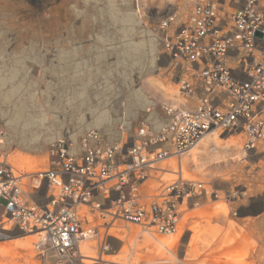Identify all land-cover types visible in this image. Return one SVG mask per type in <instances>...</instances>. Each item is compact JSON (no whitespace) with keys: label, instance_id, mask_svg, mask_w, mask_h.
Masks as SVG:
<instances>
[{"label":"rangeland","instance_id":"374dc122","mask_svg":"<svg viewBox=\"0 0 264 264\" xmlns=\"http://www.w3.org/2000/svg\"><path fill=\"white\" fill-rule=\"evenodd\" d=\"M192 9V0H0L3 156L22 172L42 171L59 138L79 142L93 129L112 144L146 121L159 129L165 105H195L198 96L180 89L185 73L170 64L162 43ZM237 134L220 130L218 145L184 165V176L204 181L208 193L182 206V216L188 215L171 251L153 238L134 241L132 223L97 213L85 227L107 228L90 241L94 258L85 257L84 264H234L237 258L264 264V141L245 150L244 136ZM179 159L173 160L176 168ZM158 184L149 179L143 186ZM23 236L0 243V264H52L37 255L36 236L31 248H15L29 241Z\"/></svg>","mask_w":264,"mask_h":264},{"label":"built area","instance_id":"2783aa9c","mask_svg":"<svg viewBox=\"0 0 264 264\" xmlns=\"http://www.w3.org/2000/svg\"><path fill=\"white\" fill-rule=\"evenodd\" d=\"M192 2L189 19L162 43L170 64L185 73L180 89L188 97L197 95L198 102L165 105L167 118L159 129L146 121L112 144H104L93 129L79 142L59 138L50 146L47 168L39 172L18 174L0 152V241L18 231H41L35 245L41 258L79 261L86 229L77 212L84 206L103 210L113 222L145 221L172 232L179 203L202 187L178 181L158 197L140 191L148 178L165 186L156 163L188 151L211 130L246 132L245 148L257 147L264 136V0Z\"/></svg>","mask_w":264,"mask_h":264},{"label":"bare ground","instance_id":"6f19581e","mask_svg":"<svg viewBox=\"0 0 264 264\" xmlns=\"http://www.w3.org/2000/svg\"><path fill=\"white\" fill-rule=\"evenodd\" d=\"M219 131L220 130H211L209 132H207L195 145H193L188 151L184 152V153H171V155H169L167 158H164L160 161H158V163H156V166L161 169L160 172H161V175H163L162 178H160L161 182L165 183V186L161 187L162 184L160 182H158V179L159 178H148L147 180H154L155 183H159L157 187H155V185L152 186V190H148V189H145L144 188V184H142V187L140 188V191L144 192H150L149 195L151 196H159L158 192L161 193L165 187V189L167 188V186L171 185V184H174V183H177L178 181L182 182V183H186V181H191L193 184L195 183L196 185V188L197 187H202L200 188L199 190H201L199 193H201L202 191H208V188L207 186L205 187L206 183L204 181H201L199 179H196V178H188V177H185L184 176V165L186 164V162H188L189 160H195L197 158V160L199 159V154L201 151H206L208 149L209 146L211 145H218V140H219ZM222 131V129H221ZM241 134L244 136V149L247 150L245 148V144H246V141H248L247 139V133L246 132H242V133H239L237 135H240ZM264 141V136L262 139H260L258 142H262ZM256 148V147H254ZM253 148V149H254ZM184 155H188L186 158H184V160H182V156ZM177 158H180L177 162V168L175 166V160ZM167 159H170L169 163L170 165H168L167 167L166 166H162V165H159L161 162L167 160ZM177 161V160H176ZM11 164V163H10ZM12 165V164H11ZM14 167V165H12ZM15 168V167H14ZM202 168V165H199L198 166V169H201ZM16 169V168H15ZM18 170V174H20L22 171H20L19 169H16ZM203 170V169H202ZM39 172V171H38ZM23 173H26V174H29V173H32V172H23ZM170 176H176L174 179H172ZM198 178V177H197ZM198 184V186H197ZM200 184V186H199ZM26 185V184H25ZM153 187H155L153 189ZM149 188V186L147 187ZM198 189V188H197ZM43 192V191H42ZM208 193V192H207ZM155 194V195H153ZM198 194V193H197ZM196 194H191L190 197H184L181 201V203H179V213H180V216H178V219L176 220V225H175V228L172 232H161L158 230L157 227H150L148 225H146L145 221L142 223H136V222H129V221H125V222H128V223H132L133 227H132V230H128L129 233H131V235H133V240L138 242L139 240L141 242H145L146 241H150L152 238L154 241L157 242L158 244V248L162 249V250H167V251H171L172 249V246L177 243L178 241V238H179V235L181 234V228H182V224L184 223V221L186 220L187 218V213L184 215V217L182 216V206L184 204L187 203V201H189V199L193 198ZM189 198V199H187ZM162 200V199H160ZM101 209H95V211H89L88 208L86 206L82 207L78 212V216H81L82 218H85L84 220V223H83V226L84 228L86 229L85 230V233H83L82 236H80V240H79V244H78V251L81 253V258L79 261H75V262H70V261H66V260H59L57 258H53V257H47V258H41V254L39 255V253L36 251L37 255L39 256L40 259H44L45 261L44 262H50L52 264H84V259L85 257L86 258H94V256L88 252V250L85 251V256L82 252V249H81V244L83 246L84 249L88 248V245L87 243H90V238L92 237H96L98 235L101 234V231L100 229L102 227H106V225H103L101 223H98V227L96 225H93L92 227H88L86 228L85 227V222L87 221V223H90V220L89 218H92L93 220H96V215L97 213L99 215H101L102 218H109L111 217L110 215L105 214V212L102 210V212L100 211ZM106 211V210H105ZM109 211V210H108ZM107 212V211H106ZM205 212V211H204ZM204 212H201L200 215H203ZM185 213V212H184ZM183 217V220L181 222V219ZM100 221V220H98ZM181 222V223H180ZM108 223V222H107ZM97 224V223H96ZM140 226L142 228H140ZM93 227H97L98 228V232L97 233H94V232H90L89 230L92 229ZM245 231V230H244ZM21 233V231H18ZM23 234H26L27 236L23 237L24 239H29V241H20V244L15 246V248H31L32 246V239L36 236V241L34 243V247L35 245L37 244L38 241H40L38 239V237L40 236L41 237V231L37 232H29V231H25V232H22ZM164 234H172V235H164ZM242 234V233H240ZM140 235L144 236V239H139ZM149 235V236H148ZM12 236V235H11ZM242 236V235H241ZM16 240V242L18 241L17 239H13V240H10V241H14ZM20 240V239H19ZM247 240V239H246ZM2 241V240H1ZM9 241V240H8ZM5 242V241H4ZM9 243V242H8ZM6 244V243H4ZM232 244V243H231ZM132 245V244H131ZM131 245H129V249H130V252L131 253H134L136 254V251H135V248L132 247ZM8 251V250H7ZM230 258V257H229ZM136 261L138 260V257H135ZM69 262V263H67ZM234 264H246L243 262V260L241 259H235L233 260ZM128 263L129 264H134V261H131L128 259ZM136 263V262H135ZM138 263V262H137Z\"/></svg>","mask_w":264,"mask_h":264},{"label":"crops","instance_id":"0c3cea01","mask_svg":"<svg viewBox=\"0 0 264 264\" xmlns=\"http://www.w3.org/2000/svg\"><path fill=\"white\" fill-rule=\"evenodd\" d=\"M185 214H186V213H185ZM185 214H184V215H185ZM184 215H183V217H184ZM183 217H182V219H181V222H182V220H183ZM181 222H180V223H181ZM92 226H93V225H92ZM92 226H91V227H92ZM24 235L27 236L26 234H24ZM25 236H23V237H25ZM93 238H94V237L90 238L89 241H91ZM19 239H23V238H19ZM8 240H9V241H10V240H13V239H12V236H11V238L8 239ZM8 240H2V241H0V243H4V241L6 242V241H8ZM34 243H35V242H34ZM90 245H91V243H89V246H88V248L85 249V251H86L87 249L89 250ZM81 249H82V252H84V254H85V251H84V248H83L82 244H81ZM84 256H85V255H84Z\"/></svg>","mask_w":264,"mask_h":264}]
</instances>
